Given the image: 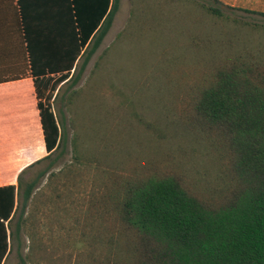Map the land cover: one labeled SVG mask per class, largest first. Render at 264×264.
<instances>
[{
	"label": "rangeland",
	"instance_id": "obj_1",
	"mask_svg": "<svg viewBox=\"0 0 264 264\" xmlns=\"http://www.w3.org/2000/svg\"><path fill=\"white\" fill-rule=\"evenodd\" d=\"M143 1L121 0L99 48L89 57L91 45L74 78L55 92L50 85L43 96L61 123V146L19 178L4 264H96L102 258L93 245L95 205L107 179L94 157L115 161L108 168L115 172L149 161L194 190L216 176L205 135L186 122L176 90L166 95L171 80L165 78L166 87L159 83L172 74L166 63L171 58L193 68L264 44V31L254 28L264 25V1L149 0L150 8ZM209 7L226 18L211 15ZM146 124L155 131L147 132Z\"/></svg>",
	"mask_w": 264,
	"mask_h": 264
},
{
	"label": "trees",
	"instance_id": "obj_2",
	"mask_svg": "<svg viewBox=\"0 0 264 264\" xmlns=\"http://www.w3.org/2000/svg\"><path fill=\"white\" fill-rule=\"evenodd\" d=\"M69 2L79 30L78 49L58 71L38 72L33 65L39 96L42 86L52 85L55 92L74 78L77 57L82 59L91 45L89 57L99 48L121 0ZM149 3L143 1L148 8ZM207 11L226 18L218 8ZM254 28L264 31V25ZM233 56L193 68H185L183 58H171L166 63L172 74L159 83L166 87L165 78L171 80L166 95L176 90L186 122L208 141L205 149L217 171L207 184L194 190L149 161L115 172L108 169L115 161L94 157L96 169L107 179L95 205L93 245L103 255L96 264H264V44ZM39 108L50 157L61 146L62 127L52 105L41 101ZM145 126L147 132L155 131L152 124ZM104 149L105 154L109 144ZM33 190L31 184L25 203ZM18 199L19 186L0 187V264L10 252Z\"/></svg>",
	"mask_w": 264,
	"mask_h": 264
},
{
	"label": "crops",
	"instance_id": "obj_3",
	"mask_svg": "<svg viewBox=\"0 0 264 264\" xmlns=\"http://www.w3.org/2000/svg\"><path fill=\"white\" fill-rule=\"evenodd\" d=\"M78 32L69 0H0V187L17 186L48 158L39 103L49 90L38 95L33 65L43 72L69 64Z\"/></svg>",
	"mask_w": 264,
	"mask_h": 264
}]
</instances>
